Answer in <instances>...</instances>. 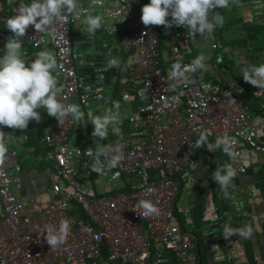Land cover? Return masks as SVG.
Masks as SVG:
<instances>
[{
    "label": "built area",
    "instance_id": "built-area-1",
    "mask_svg": "<svg viewBox=\"0 0 264 264\" xmlns=\"http://www.w3.org/2000/svg\"><path fill=\"white\" fill-rule=\"evenodd\" d=\"M149 2L91 0L78 6L80 12L75 15L65 10L46 32L38 33L32 25L27 28L23 40L34 48L48 46L56 56L53 75L57 86L64 89L58 96L60 102H101L107 98L105 83L98 76L90 81L77 72L76 46L70 34L77 15L101 7L112 22L104 25L105 32L119 39L133 59L124 71L131 86L122 90L121 97L129 99L133 93L140 104L130 115L131 128L103 144L119 149L122 159L101 175L90 169L87 152L96 148L78 138L73 130L76 121L68 116L61 125L54 119L51 131L42 137L54 176L50 184L52 197L45 203L34 198L23 203L14 194L12 185L20 186L14 171L20 166L16 150L7 148L0 160V264H148L149 260L151 264H162L165 251L174 255L177 264H199L192 235L175 221L174 213L180 186L197 172L195 139L205 133L207 138L227 136L233 159L240 157L242 145L264 154V141L257 134L248 105L234 94L222 95L218 83L203 84L202 73L191 70L193 61L186 58L184 50L191 38L190 30L175 25L146 27L142 23L141 10ZM20 3L0 0L4 21L16 14ZM11 36L8 29L0 28V55ZM163 37L177 41L169 66L164 68L159 53ZM174 65L184 71V78L169 79ZM205 159L209 168L211 156L207 152ZM237 168L245 171L242 165ZM80 170L94 173L95 180L109 188L96 194L86 185ZM119 182L128 186L127 190L111 193L119 189ZM141 200H150L158 211L144 216ZM74 206L84 211L87 221L70 212ZM50 225L57 233L67 225L65 242L55 248L46 239ZM102 245L108 248L104 263H100ZM227 264L236 263L228 256Z\"/></svg>",
    "mask_w": 264,
    "mask_h": 264
},
{
    "label": "crops",
    "instance_id": "crops-1",
    "mask_svg": "<svg viewBox=\"0 0 264 264\" xmlns=\"http://www.w3.org/2000/svg\"><path fill=\"white\" fill-rule=\"evenodd\" d=\"M29 1L24 0L25 3ZM90 1L78 0V6L87 5ZM215 11L223 15V25L203 36L199 33L194 38L191 36L184 49L186 58L194 61L197 57H204L205 68L197 70L202 73L203 84L218 83L223 92L236 95L248 105L257 134L264 141V88L253 86L242 76V71L250 66L264 64V43L253 33L255 29V34L264 36V0H240L239 6L230 4L228 8H217ZM4 14H0V28H6ZM87 15L101 17L102 26L95 33L87 31L84 22ZM213 15L215 12L210 14V20ZM110 24L112 22L105 17L104 10L95 7L89 14L77 15L70 28L77 52L74 60L77 72L90 81L98 76L107 89L105 100L79 105L84 119L74 126L78 138L85 144L92 143L95 148L115 139L118 134H114L110 126L107 137L99 139L92 134L94 125L91 119L104 114L114 102H119L120 121L117 127L119 132L128 131L131 128L130 115L140 104L133 93L129 99L121 97L122 90L131 86L124 71L133 59L130 52L123 49L119 39L105 32L104 25ZM176 43L171 37L161 38L159 53L163 67L169 66V56ZM4 48L0 56L4 55ZM37 49L50 51L48 46ZM22 52L27 61L36 57V52H28L24 42ZM113 58L118 59V68L109 67L108 62ZM136 84L139 85L138 82ZM37 111L41 114V121H30L26 129L0 128L5 135L6 147L17 152L20 168L14 171V175L19 179L20 186L13 184L11 189L23 203L31 198L45 203L52 197L50 184L54 176L51 163L45 159L42 137L51 131L55 117L49 116L44 108ZM199 137L195 139L197 172L191 181L180 186L174 202L175 221L192 235L196 253L197 246L201 245L207 262L227 264L228 256L236 264L257 260L264 262V154L242 145L240 157L233 159L223 151V147L217 148L215 138H207L208 143L198 148ZM205 152L211 156L209 168L205 166ZM225 164H230L237 173L227 188V196L212 177L213 172ZM239 165L245 167L244 172L237 168ZM86 178L84 182L96 194L108 189L101 180L94 183V173L86 174ZM121 188L124 186L120 185ZM226 227L233 231L251 227L252 234L249 238L233 235L225 239ZM148 264H151L150 260ZM162 264H177V261L170 251H165Z\"/></svg>",
    "mask_w": 264,
    "mask_h": 264
},
{
    "label": "clouds",
    "instance_id": "clouds-1",
    "mask_svg": "<svg viewBox=\"0 0 264 264\" xmlns=\"http://www.w3.org/2000/svg\"><path fill=\"white\" fill-rule=\"evenodd\" d=\"M240 0H150L143 5L142 23L147 26H164L171 28L185 26L190 30L194 38L196 33L203 36L210 33L217 26H222L224 17L216 12L217 8H228L230 4L239 6ZM67 11L70 15L80 12L78 0H31L30 3H21L16 9V14L5 20L6 28L13 33L5 44L4 55L0 56V128L26 129L30 121L37 123L41 121V114L37 109L44 108L49 116L55 117L62 125L64 119L71 116L74 121L80 122L84 119V112L79 105H65L58 99L64 89L58 85L53 71L57 67L56 56L49 50H42L36 54V58L27 61L23 58V37L27 28L32 25L38 33L51 29L56 21L62 18V13ZM215 12L211 20L209 16ZM168 17H171L169 20ZM87 31L95 33L101 28V17L87 15L85 19ZM204 57H197L192 62V71L204 69ZM109 67H119L116 58L110 59ZM243 79L264 88V64L250 66L242 71ZM184 78V71L178 65H174L169 73V79ZM242 91V89H240ZM231 95L230 92H227ZM119 102H114L113 107L104 114L91 119L94 125L93 135L99 139L107 137L111 126L114 134H119L117 127L120 121ZM207 134H201L197 141V147L207 144ZM217 148L223 147V151L231 156L229 151L231 141L227 136L216 140ZM7 152L5 135L0 130V160H3ZM87 155L91 158L90 169L100 175L109 167H115L122 159V152L111 145H99L96 150H89ZM236 170L225 164L213 172V179L221 186L227 196V188L236 176ZM115 178V177H114ZM151 191V189H149ZM140 207L143 215L149 216L158 210L150 200H141ZM47 243L55 248L65 242L67 225H62L57 233L54 226L46 229ZM252 234L251 227H245L233 231L226 227L224 238L229 239L233 235L241 238H249Z\"/></svg>",
    "mask_w": 264,
    "mask_h": 264
},
{
    "label": "trees",
    "instance_id": "trees-1",
    "mask_svg": "<svg viewBox=\"0 0 264 264\" xmlns=\"http://www.w3.org/2000/svg\"><path fill=\"white\" fill-rule=\"evenodd\" d=\"M2 13H4V12H2V11H0V14H2ZM9 15V14H8ZM11 15H9V17H10ZM23 42H24V44H25V48H27V50H28V52H36V53H34V54H37L38 52H40V49H37V48H34V47H32L30 44H28V42L27 41H25V40H23ZM160 42H161V40H160ZM159 49H160V46H159ZM36 58V57H35ZM161 61V63H162V60H160ZM163 67V66H162ZM164 68V67H163ZM227 92H223V90H222V92H221V94L222 95H228V94H226ZM249 107V106H248ZM250 109V108H249ZM73 130H74V128H73ZM89 145H91L92 147H94L93 146V144L92 143H90ZM45 159L48 161V162H50L51 163V170L53 169V165H52V162L50 161V160H48L46 157H45ZM127 188H128V186H125L124 188H121V189H117V190H114V191H111V193H114V192H120V191H126L127 190ZM74 216H77V217H79V218H81V219H83L84 221H87V219H88V217L86 216V214L84 213V211L82 210V209H80L78 206H74V208L70 211ZM204 249L201 247V245L199 244L198 246H197V257H198V263L199 264H206V262H207V260H206V257H205V255H204V251H203ZM107 258H108V248L105 246V245H102V247H101V262L102 263H104V262H106V260H107ZM213 264V263H212ZM221 264H225V263H221Z\"/></svg>",
    "mask_w": 264,
    "mask_h": 264
},
{
    "label": "rangeland",
    "instance_id": "rangeland-1",
    "mask_svg": "<svg viewBox=\"0 0 264 264\" xmlns=\"http://www.w3.org/2000/svg\"><path fill=\"white\" fill-rule=\"evenodd\" d=\"M255 32H256V30L254 29V31H253L254 35H257V37L259 38V40H262L263 43H264V36L261 35V33H257V34H255ZM80 174H81L82 178L87 179V178H86V173H85L84 170H80ZM92 179H93V181H94V183H95V178H92ZM106 187H107V186H106ZM107 188H109V186H108Z\"/></svg>",
    "mask_w": 264,
    "mask_h": 264
}]
</instances>
